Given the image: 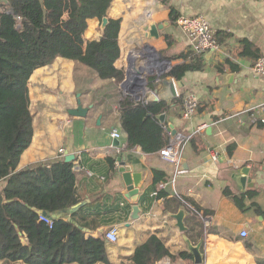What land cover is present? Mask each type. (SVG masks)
I'll return each instance as SVG.
<instances>
[{
    "label": "crops",
    "instance_id": "obj_1",
    "mask_svg": "<svg viewBox=\"0 0 264 264\" xmlns=\"http://www.w3.org/2000/svg\"><path fill=\"white\" fill-rule=\"evenodd\" d=\"M66 3L67 9L64 8ZM76 7V0H61V23L73 15ZM169 8H173L176 15L205 16L217 39V50L211 54L193 53L185 33L171 20ZM106 16L121 19L120 55L114 65L123 69L124 77L130 66V56L146 44L161 53L162 60L150 66L155 70L182 62L179 57L182 53L205 58L202 69L185 73L180 80L182 87L178 89L179 95L183 93L184 97L188 93L195 94L198 100L195 114L183 118V104L173 102L165 111V129L172 124L176 131L192 132L203 126L182 153L187 168L176 172L175 166L158 151L146 153L140 147L116 151L114 141L117 139L111 137V132L117 129L123 133L119 103L124 96L131 95L124 93L120 82L100 79L94 70L71 58L72 54L83 53L87 41L102 36L101 21L97 18L88 20L83 36L71 28V24L64 25L70 55L57 54L50 64L37 68L30 76L33 136L17 168L64 159L66 154L73 153L77 186L85 202L104 195L111 198L120 195V205H130L128 215L134 202L126 196L118 160L113 176L99 186L95 180H90L93 173L81 167L79 159L85 153L99 162L94 166L100 169V162L107 156H124L126 170L147 174L138 192V219L127 226V217L125 222L100 226L95 232L87 233L97 238L104 236L112 226L117 229L118 240H106L110 264H132L135 248L151 234L162 239L173 255V258L165 257L154 264H194L193 258L177 256L181 251L189 253L187 239L193 244L203 242V264H260L259 261H264V77L253 71L254 59L242 56L241 52L242 42L247 40L260 56L264 55V1L112 0ZM150 23L163 24L157 38L147 37L146 26ZM226 59L237 67L236 70L225 66L223 71H217L214 64ZM138 64L141 66L143 60ZM145 75L147 79L153 77ZM78 102L89 108L83 117L67 112ZM118 142V145L126 142L124 133ZM228 147L232 149L231 154ZM60 148L64 149L62 154L58 153ZM211 151L217 152V159H212ZM242 167L249 171L244 191L230 177L233 170ZM152 169L164 171L170 180L158 187L166 194L150 202L154 195ZM99 178L104 179L102 175ZM5 183L0 180V188ZM182 200L199 211L190 209ZM181 207L186 209V231H180L172 217ZM241 231H246L247 236H241ZM0 264L24 263L0 260Z\"/></svg>",
    "mask_w": 264,
    "mask_h": 264
},
{
    "label": "trees",
    "instance_id": "obj_2",
    "mask_svg": "<svg viewBox=\"0 0 264 264\" xmlns=\"http://www.w3.org/2000/svg\"><path fill=\"white\" fill-rule=\"evenodd\" d=\"M111 2L76 0L75 12L61 23V0L0 1V180L6 182L0 188V260L5 263L110 264L105 236L95 238L87 236V233L95 232L100 226L127 220L130 205H120L122 196L111 198L104 195L98 200L85 202L77 186L74 163L63 158L26 169L17 167L33 136L28 87L30 76L37 68L50 64L57 54L70 55L64 25L71 24V28L83 36L88 20L97 18L101 21ZM64 8H68V3ZM169 9L170 18L175 21L177 15L173 8ZM120 23V18H108L102 36L87 41L83 53L72 54L71 58L94 70L100 79L121 82L124 71L114 65L120 55ZM166 41L171 43L167 37ZM242 43L244 49L241 55L253 58L255 62L260 57L258 51L249 41L243 40ZM179 57L183 61L171 65L163 76L170 75L175 80H181L187 71L202 69L205 60L201 55L190 56L189 53H182ZM214 66L219 72L225 66H230L232 70L237 68L228 59L216 62ZM183 102V93L173 100L177 105ZM167 109L164 101L143 102L129 95L124 96L119 103V119L129 148L140 147L144 152L154 153L166 145L167 124L159 123L155 115ZM193 140L194 137L191 142ZM231 151L228 147L229 154ZM116 160L115 156H107L100 162L102 167L96 169L94 165L99 162L83 153L79 165L91 171L93 176L90 180L102 186L115 173ZM95 175H102L104 179L100 180ZM169 180L170 176L164 171L152 169L151 189L156 194L149 199L150 202L166 194L158 187ZM233 199L237 203V197ZM80 202L83 204L70 215L74 222L63 216L52 219L49 225L40 220V213L37 212L44 210L51 215ZM196 210L199 211V208ZM177 256L192 258L185 251ZM165 257L173 258V255L162 239L151 234L135 248L131 262L154 264ZM259 263L264 264V261Z\"/></svg>",
    "mask_w": 264,
    "mask_h": 264
},
{
    "label": "water",
    "instance_id": "obj_3",
    "mask_svg": "<svg viewBox=\"0 0 264 264\" xmlns=\"http://www.w3.org/2000/svg\"><path fill=\"white\" fill-rule=\"evenodd\" d=\"M108 22L107 16H103L100 22V32L103 34L104 28ZM163 24H155L150 23L146 26L147 30V37L148 38H157L159 36V30L162 28ZM212 51H208L207 54H211ZM130 66L125 70V77L123 80L119 83L120 88L124 91L126 94H130L132 97H134L135 100L144 99L145 102H158V101H164L167 105L171 104L174 99H176L179 96L178 89L182 87V82L180 80H175L170 75L161 76L160 79H158L157 83L153 86V83L156 80V70L150 67L153 62L155 61H161V53L155 51V49L146 44L141 49H139L137 52H134L131 56ZM142 59L143 64L140 66L138 64V61ZM167 63H169L168 60H165ZM154 76L153 79H147V76L145 75ZM162 74V73H161ZM88 107H83L80 102H78L77 106L75 108L68 109L67 112L71 116H78L83 117L87 114ZM148 115H151V113H148ZM155 118L159 121V123L163 124L166 121V113L161 112L157 115H155ZM166 131H170L171 134H174L176 132V129L172 124H168L166 127ZM115 145H118V140L114 141ZM75 158V155L73 153H68L64 156L65 161H73ZM119 167L118 171L121 173L122 180L124 182V185L126 187V196L130 198L134 204L132 205V209L128 215V221L125 223V225H129L132 221L138 219L140 208L138 206L137 199H138V192L139 188L142 186L143 181L145 180L147 174L144 172H134L130 170H126L125 168V162H124V156L117 158ZM187 168L185 161L183 158L180 160V170H185ZM248 168L242 167L239 169H235L230 174V177L232 181L235 183V185L241 190L244 191L246 188V185L248 183ZM83 203H77L73 205L72 207L68 209H62L54 214L49 215L44 210H37L38 213L50 218H59L63 216H67L68 219L72 222L74 220L71 219L70 215L72 212L77 210L80 205ZM186 214V209L184 207H181L178 212L175 214H172V217L176 221V227L180 231H186V226L184 225V217ZM80 229L88 232V230L84 227L78 226ZM22 242L25 243V240L22 239ZM187 247L188 252L193 258L194 264H203L204 262V255L202 252V245L203 242L200 241L197 244H193L189 239H187Z\"/></svg>",
    "mask_w": 264,
    "mask_h": 264
},
{
    "label": "built area",
    "instance_id": "obj_4",
    "mask_svg": "<svg viewBox=\"0 0 264 264\" xmlns=\"http://www.w3.org/2000/svg\"><path fill=\"white\" fill-rule=\"evenodd\" d=\"M175 22L187 36L190 48L193 51V53L203 55L208 51L214 52L217 50L218 48L217 39L209 24V21L206 19L205 16L178 14L176 16ZM169 68L170 66L167 65L162 70L160 69L156 70L155 83H157L158 79H160V77L163 76L164 73H166L169 70ZM252 69L256 74L264 77V55L258 57V59L254 62ZM140 100L145 102L143 98ZM197 106H198V100L195 94L188 93L184 97L183 112H182L183 118L187 119L193 116L196 112ZM202 129H203V126H199L192 132L176 131L174 134H171L170 131H167L169 135L168 142L166 143L164 147H162L158 151L159 155L163 159L171 162L175 166L176 172H180V169H179L180 160H181V156H182V153L185 147L190 143L192 138L197 133H199ZM111 137L117 140H121L123 137V133L117 129H113L111 132ZM115 148L118 153L121 152V150L123 149H127V148L132 149V148H129V144L127 140L123 145H117V147ZM58 151H59L58 152L59 154H62L64 152V149L60 148ZM211 152H212V155H211L212 159L214 160L217 159L218 157L217 152L216 151H211ZM153 194L155 195L156 191H154ZM182 201L184 204H187V207L196 211L190 204L184 202V200ZM40 220L45 221L49 225L52 224V219L42 214H40ZM203 220H205V217H203ZM240 234L243 237L247 236L246 231H241ZM104 236L106 240L108 241H111V242L117 241L118 240L117 229L114 226L110 227Z\"/></svg>",
    "mask_w": 264,
    "mask_h": 264
}]
</instances>
